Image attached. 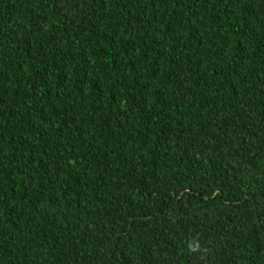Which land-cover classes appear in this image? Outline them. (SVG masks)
I'll list each match as a JSON object with an SVG mask.
<instances>
[{
  "label": "trees",
  "instance_id": "16d2710c",
  "mask_svg": "<svg viewBox=\"0 0 264 264\" xmlns=\"http://www.w3.org/2000/svg\"><path fill=\"white\" fill-rule=\"evenodd\" d=\"M0 264H264V0H0Z\"/></svg>",
  "mask_w": 264,
  "mask_h": 264
}]
</instances>
